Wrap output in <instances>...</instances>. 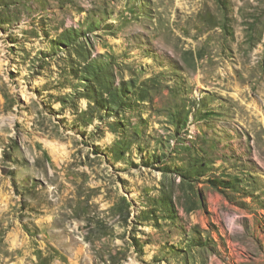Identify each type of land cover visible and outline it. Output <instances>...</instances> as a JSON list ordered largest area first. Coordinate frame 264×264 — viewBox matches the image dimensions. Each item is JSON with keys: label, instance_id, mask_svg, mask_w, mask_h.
Listing matches in <instances>:
<instances>
[{"label": "rangeland", "instance_id": "obj_1", "mask_svg": "<svg viewBox=\"0 0 264 264\" xmlns=\"http://www.w3.org/2000/svg\"><path fill=\"white\" fill-rule=\"evenodd\" d=\"M0 264H264V0H0Z\"/></svg>", "mask_w": 264, "mask_h": 264}]
</instances>
